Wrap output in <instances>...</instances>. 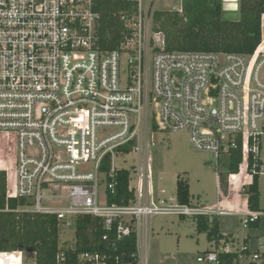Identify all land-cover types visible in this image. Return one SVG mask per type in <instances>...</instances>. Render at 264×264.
I'll use <instances>...</instances> for the list:
<instances>
[{
	"label": "built area",
	"instance_id": "1",
	"mask_svg": "<svg viewBox=\"0 0 264 264\" xmlns=\"http://www.w3.org/2000/svg\"><path fill=\"white\" fill-rule=\"evenodd\" d=\"M126 1L132 8L121 12V20L128 33L119 48L105 50L97 32L101 0H0V171L7 175V197L26 200L17 211L52 213L62 228L75 229L55 264H133L116 245L132 233L136 264H147L155 215L235 214L244 228L264 216L250 208L246 191L264 175L263 41L253 54L168 50L153 26L159 0ZM176 1L182 13L183 0ZM155 125L188 131L192 145L218 165L223 155L242 152L224 195L237 188L230 202L237 209L224 206L223 195L210 206L155 200L148 153ZM119 153L138 155L136 187L126 169L135 194L128 204L110 202ZM107 155L111 166L103 171ZM86 216L97 219L105 231L96 237L112 240L113 248L77 252L76 226ZM89 230L91 237L98 229ZM230 239L198 260L222 264V253H239V264H264V242L254 251L245 243L234 251ZM13 253L20 264H28V255L35 264V254Z\"/></svg>",
	"mask_w": 264,
	"mask_h": 264
},
{
	"label": "trees",
	"instance_id": "2",
	"mask_svg": "<svg viewBox=\"0 0 264 264\" xmlns=\"http://www.w3.org/2000/svg\"><path fill=\"white\" fill-rule=\"evenodd\" d=\"M224 0H183V12L176 10H158L155 12L154 25L156 31H161L166 40L168 50H205L253 54L263 41L262 17L264 15V0H239V18L236 20L223 17ZM132 4L126 0H101L98 10V35L105 50L119 48L128 33L121 20V12L131 9ZM263 47V43H262ZM154 129H158L154 126ZM129 151V149H126ZM242 162V152H233L229 173H237ZM111 157L107 155L102 170H109ZM245 173L243 172L242 176ZM260 176L256 175L246 191L249 194L248 203L252 210L260 209ZM116 192L110 195V202L128 204L135 199L134 191L130 189V172L120 169L117 174ZM241 181V180H240ZM227 183V181H226ZM177 201L181 204H192L190 185L181 175L177 178ZM237 196V188L223 205L237 209L230 202ZM25 199L7 197V175L0 171V252L24 251L35 254V264H55L60 251L62 226L57 216L52 213H33L17 211L19 205H25ZM8 205V209L7 208ZM197 230L207 233L214 242V247L230 235L220 231L219 217L195 216ZM260 222L250 227H259ZM97 228L90 237L89 229ZM97 219L90 216L80 218L76 226L77 252L94 247L106 248L113 242L101 241L96 236L104 232ZM119 250L124 251L125 260L136 264L133 254L138 251L136 233L116 242ZM239 253L220 255L222 264H239Z\"/></svg>",
	"mask_w": 264,
	"mask_h": 264
},
{
	"label": "rangeland",
	"instance_id": "3",
	"mask_svg": "<svg viewBox=\"0 0 264 264\" xmlns=\"http://www.w3.org/2000/svg\"><path fill=\"white\" fill-rule=\"evenodd\" d=\"M156 5L155 11L176 10V7H180L181 3L176 0H159ZM153 26L156 31L154 22ZM262 27L264 36V16ZM259 76L261 80H264V66L260 69ZM150 140L151 146L148 153L150 171L154 179L155 200L160 198L176 200L178 175H181L190 184L193 201L196 205L199 203L215 204L218 200V185L228 188L226 179L231 160L228 155H223L218 165L211 153L198 150L192 145L188 131L151 129ZM262 158L264 161V150ZM138 164L136 153L126 155L119 153L114 159L116 167L131 171L132 187L137 186V176L134 170ZM259 184L260 209L264 210V175L260 176ZM151 220L153 230L148 242L147 264H209L200 262L198 257L213 248L214 242L208 239L207 233L198 232L196 218L160 214L155 215ZM219 220L220 231L224 235H230L232 239H230L229 246L234 251L242 248L246 238H249L251 251L259 248L260 244L264 242V216L257 228H244L243 218L235 214L220 215ZM74 230L62 228L60 243L71 244L75 236ZM143 251L140 245L141 258L142 255H146ZM26 257L27 263L30 264L33 256ZM0 263L9 264L8 262Z\"/></svg>",
	"mask_w": 264,
	"mask_h": 264
},
{
	"label": "bare ground",
	"instance_id": "4",
	"mask_svg": "<svg viewBox=\"0 0 264 264\" xmlns=\"http://www.w3.org/2000/svg\"><path fill=\"white\" fill-rule=\"evenodd\" d=\"M228 1H234V0H228ZM227 8H235V4H228ZM226 18L229 19H235L236 15L234 13H226ZM242 179H244V176H242ZM230 196V195H229ZM225 199L229 198L227 196H224ZM0 262H8L9 264H20V257L16 253L13 252H0ZM1 264V263H0Z\"/></svg>",
	"mask_w": 264,
	"mask_h": 264
},
{
	"label": "crops",
	"instance_id": "5",
	"mask_svg": "<svg viewBox=\"0 0 264 264\" xmlns=\"http://www.w3.org/2000/svg\"><path fill=\"white\" fill-rule=\"evenodd\" d=\"M264 16V15H263ZM262 19H263V17H262ZM262 31H263V27H262ZM264 37V36H263ZM178 178V177H177ZM190 185V184H189ZM176 192H177V187H176ZM217 192H218V200L219 199H221V196L223 195H225L226 194V188H223L221 185H218V187H217ZM190 193H191V195H192V204L191 205H195V206H210V205H214V204H201V203H199V202H196V203H199V204H195V202L193 201V194H192V192H191V187H190ZM176 200H177V196H176ZM218 200H217V202H218ZM216 202V203H217ZM215 203V204H216ZM181 217H184V218H191V217H189V216H181ZM194 217V216H193ZM195 218V217H194ZM152 225V220H151V223H150V226ZM259 226H260V224H259ZM153 230V228H152V226H151V228H150V231L148 232V237L150 238V235H151V231ZM149 238H148V241H147V250H148V242H149ZM141 244H142V242H140ZM243 243H245V244H247L248 246H249V238H246V239H244V241H243ZM140 246V245H139ZM214 247V246H213ZM210 249H212V248H210ZM209 249V250H210Z\"/></svg>",
	"mask_w": 264,
	"mask_h": 264
},
{
	"label": "water",
	"instance_id": "6",
	"mask_svg": "<svg viewBox=\"0 0 264 264\" xmlns=\"http://www.w3.org/2000/svg\"><path fill=\"white\" fill-rule=\"evenodd\" d=\"M228 4H235V8H231V9L227 8ZM223 9H224L223 17L225 19H229V18H226L225 16L226 13H234L236 15V18L233 20H236L239 18V0H234V1L224 0Z\"/></svg>",
	"mask_w": 264,
	"mask_h": 264
}]
</instances>
